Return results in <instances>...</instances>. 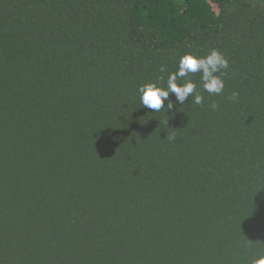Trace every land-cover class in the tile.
Instances as JSON below:
<instances>
[{"label": "trees", "instance_id": "trees-1", "mask_svg": "<svg viewBox=\"0 0 264 264\" xmlns=\"http://www.w3.org/2000/svg\"><path fill=\"white\" fill-rule=\"evenodd\" d=\"M212 48L221 95L194 74L202 105L142 106L138 86ZM260 253L264 0H0V264Z\"/></svg>", "mask_w": 264, "mask_h": 264}, {"label": "clouds", "instance_id": "clouds-1", "mask_svg": "<svg viewBox=\"0 0 264 264\" xmlns=\"http://www.w3.org/2000/svg\"><path fill=\"white\" fill-rule=\"evenodd\" d=\"M229 68L228 58L218 49L212 48L205 55L185 53L180 56L177 70L168 75L166 85L157 82H146L138 86L137 93L143 107L160 112L162 109L172 111L176 104L184 105L191 96V103L202 105L205 97L202 92L197 91V83L191 79L194 74H199L200 85L203 92L211 95H221L224 92L225 82L223 76ZM160 72L167 69L160 67ZM174 94L175 100L169 99ZM239 93L232 92L230 99L233 102L238 100ZM165 101L167 104L165 105ZM209 108L217 110L218 105L212 102ZM251 264H264V253H260Z\"/></svg>", "mask_w": 264, "mask_h": 264}]
</instances>
